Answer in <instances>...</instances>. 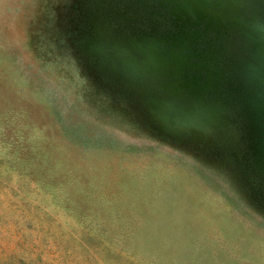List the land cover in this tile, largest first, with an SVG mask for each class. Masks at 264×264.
Segmentation results:
<instances>
[{"label":"rangeland","instance_id":"rangeland-1","mask_svg":"<svg viewBox=\"0 0 264 264\" xmlns=\"http://www.w3.org/2000/svg\"><path fill=\"white\" fill-rule=\"evenodd\" d=\"M121 1L0 0V264H264V0Z\"/></svg>","mask_w":264,"mask_h":264},{"label":"trees","instance_id":"trees-1","mask_svg":"<svg viewBox=\"0 0 264 264\" xmlns=\"http://www.w3.org/2000/svg\"><path fill=\"white\" fill-rule=\"evenodd\" d=\"M116 1V0H115ZM119 1V0H118ZM123 1V0H122ZM121 1V2H122ZM101 73H102V71H101ZM103 74V73H102ZM108 76H113V75H111V74H107ZM107 75H103V77H101L102 78V80L104 79V80H106V78H107ZM71 131H72V134L74 135V136H76V137H78L79 139H80V134L82 135L83 133L82 132H88V130L86 129V128H84V127H80V126H78V125H74L73 126V128H71ZM84 137V136H83ZM85 137H87V135L85 136ZM87 141V140H86ZM250 152H252L251 151V146H250ZM263 172V174H261V175H264V171H262Z\"/></svg>","mask_w":264,"mask_h":264}]
</instances>
